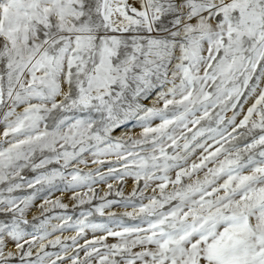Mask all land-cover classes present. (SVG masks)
I'll return each mask as SVG.
<instances>
[{
    "label": "snow or ice",
    "instance_id": "obj_1",
    "mask_svg": "<svg viewBox=\"0 0 264 264\" xmlns=\"http://www.w3.org/2000/svg\"><path fill=\"white\" fill-rule=\"evenodd\" d=\"M0 264H264V0H0Z\"/></svg>",
    "mask_w": 264,
    "mask_h": 264
},
{
    "label": "rangeland",
    "instance_id": "obj_2",
    "mask_svg": "<svg viewBox=\"0 0 264 264\" xmlns=\"http://www.w3.org/2000/svg\"><path fill=\"white\" fill-rule=\"evenodd\" d=\"M57 195H59V193H57ZM67 234V233H66Z\"/></svg>",
    "mask_w": 264,
    "mask_h": 264
}]
</instances>
